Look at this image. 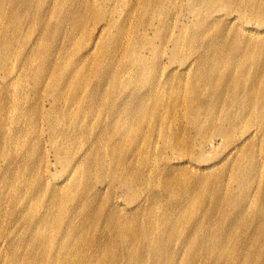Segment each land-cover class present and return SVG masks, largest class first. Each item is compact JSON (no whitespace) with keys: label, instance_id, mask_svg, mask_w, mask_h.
Instances as JSON below:
<instances>
[{"label":"rangeland","instance_id":"374dc122","mask_svg":"<svg viewBox=\"0 0 264 264\" xmlns=\"http://www.w3.org/2000/svg\"><path fill=\"white\" fill-rule=\"evenodd\" d=\"M238 4L0 0V264H264V12Z\"/></svg>","mask_w":264,"mask_h":264},{"label":"bare ground","instance_id":"6f19581e","mask_svg":"<svg viewBox=\"0 0 264 264\" xmlns=\"http://www.w3.org/2000/svg\"><path fill=\"white\" fill-rule=\"evenodd\" d=\"M247 7L249 8V13H251L252 15H246V14H242V7ZM235 9L240 13L239 16L241 15V18L243 20L244 17H246V20H244L245 22L254 20V21H259L257 18L258 14H261L262 12H264V5L262 2H260L259 0H257V2H254L253 4L249 3L247 0H239V4L235 7ZM258 13V14H256ZM232 121V119H231ZM200 125L197 126V128H199ZM235 168V175H233V177H231L229 179V181H236V184L238 186V189L242 190V192L244 191H248V189L251 187L250 185V178L249 176H253V173L251 172V170L245 168L244 166H241V164L238 165H234ZM228 199L230 200L231 203V209H237L239 208V201L238 200H242L243 199V195H236L235 193L229 194ZM219 198H217L218 200ZM261 213H259L258 211L255 213V217L257 218V221H260V217L258 215H260Z\"/></svg>","mask_w":264,"mask_h":264}]
</instances>
